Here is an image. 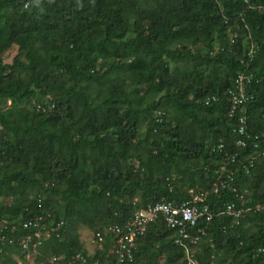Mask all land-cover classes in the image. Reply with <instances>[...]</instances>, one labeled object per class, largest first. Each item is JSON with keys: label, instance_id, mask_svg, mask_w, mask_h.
<instances>
[{"label": "trees", "instance_id": "16d2710c", "mask_svg": "<svg viewBox=\"0 0 264 264\" xmlns=\"http://www.w3.org/2000/svg\"><path fill=\"white\" fill-rule=\"evenodd\" d=\"M24 4L0 0V264H19L14 253L25 262L33 250L35 264L78 253L113 262L110 237L89 255L78 229L98 233L149 204L187 201L226 177L223 166L252 209L237 223L223 212L228 202L241 206L236 194L212 192L215 215L200 224L196 262L264 264V210L256 209L264 158L249 163L264 134V0ZM242 72L254 75V98L231 117L228 91ZM244 114L250 137L240 147ZM38 216L51 235L26 250L20 238L34 230L23 223ZM135 256L136 264H188L163 219Z\"/></svg>", "mask_w": 264, "mask_h": 264}, {"label": "built area", "instance_id": "2783aa9c", "mask_svg": "<svg viewBox=\"0 0 264 264\" xmlns=\"http://www.w3.org/2000/svg\"><path fill=\"white\" fill-rule=\"evenodd\" d=\"M25 7L30 5V0H24ZM254 52V47L251 48L249 54ZM254 75L245 72L239 73L234 81V86L228 91V99L231 103L230 116L235 117L240 111L247 112V104L254 98V94L251 93ZM216 100V98H214ZM210 102V99L207 103ZM238 133L240 138L237 141V145L240 147H247V139L250 137L248 133V118L241 115L239 118ZM2 126L0 125V130ZM256 141L253 143V147L256 149L254 156L250 159V166H254L256 161L260 158H264V134L255 136ZM223 147V146H221ZM231 161H236V155H232ZM227 171L225 175H220L214 182L211 190L195 192L191 190V198L181 203H175L173 201L161 200L154 204H149L147 207L137 211L133 218L124 225L111 224L106 226L102 231H99L97 239L102 243L110 237L112 240V248L110 254L114 256V261H108L106 264H136L135 251L138 245V240L146 234L148 227L151 223L163 219L167 226L174 231L175 242L182 246L186 253V259L188 264H197L195 258V249L199 244L202 236L206 235V230L200 227L202 222H210L215 212L208 202L209 195L213 193H219L222 189H229L236 194L237 200L241 202V206L238 207L237 202H228L225 204V210L228 214H231L239 223V220L252 208L245 207L246 195L239 192L235 182V170L228 169L226 166L222 167V173ZM257 210H264V204H258ZM44 217L38 216L33 221H25L23 226L34 230L33 233L20 238L24 249L28 250L32 245L33 248H37L41 241L48 238L51 233L45 231ZM4 229L8 228V222L4 221ZM63 222L58 224L60 227ZM3 229V230H4ZM13 229L15 227L13 226ZM2 230V232H3ZM56 230V228H55ZM194 230V231H192ZM196 232V233H193ZM5 235H0V241H6ZM10 242L12 240L10 239ZM259 251H264V248ZM60 257H53L50 259V264H59ZM61 264H103L100 259H90L89 257L80 253L73 256L70 261H63Z\"/></svg>", "mask_w": 264, "mask_h": 264}, {"label": "rangeland", "instance_id": "374dc122", "mask_svg": "<svg viewBox=\"0 0 264 264\" xmlns=\"http://www.w3.org/2000/svg\"><path fill=\"white\" fill-rule=\"evenodd\" d=\"M18 51V46L11 48L9 51L3 54L4 61L12 62L14 57L18 54ZM78 234L89 255H94L95 252L103 245V243L97 239L96 231H93L85 226H82L78 229ZM13 256L19 261V264H35L37 250H33L31 253L26 255L24 257L26 259L25 262L22 261L18 253H14ZM162 262L164 263L165 260H162Z\"/></svg>", "mask_w": 264, "mask_h": 264}]
</instances>
